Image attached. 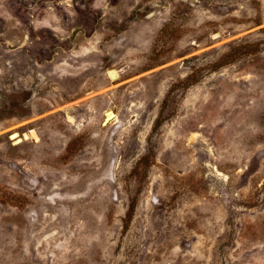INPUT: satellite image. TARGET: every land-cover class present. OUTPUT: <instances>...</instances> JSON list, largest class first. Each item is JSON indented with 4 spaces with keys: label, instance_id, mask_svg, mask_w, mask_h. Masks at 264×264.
<instances>
[{
    "label": "rangeland",
    "instance_id": "obj_1",
    "mask_svg": "<svg viewBox=\"0 0 264 264\" xmlns=\"http://www.w3.org/2000/svg\"><path fill=\"white\" fill-rule=\"evenodd\" d=\"M0 264H264V0H0Z\"/></svg>",
    "mask_w": 264,
    "mask_h": 264
},
{
    "label": "bare ground",
    "instance_id": "obj_2",
    "mask_svg": "<svg viewBox=\"0 0 264 264\" xmlns=\"http://www.w3.org/2000/svg\"><path fill=\"white\" fill-rule=\"evenodd\" d=\"M109 75L112 77V80H113L114 79V76H115V79H116V77L118 76V73L116 71H114V72H111ZM67 119H68V121L70 123H72L74 121V119L71 116H67ZM29 136L32 139L37 140L36 134L33 131H30ZM16 137H18L17 134H15V135L12 136V138H14V139H16ZM26 138H27V136H26Z\"/></svg>",
    "mask_w": 264,
    "mask_h": 264
},
{
    "label": "water",
    "instance_id": "obj_3",
    "mask_svg": "<svg viewBox=\"0 0 264 264\" xmlns=\"http://www.w3.org/2000/svg\"><path fill=\"white\" fill-rule=\"evenodd\" d=\"M114 71H115V70H110V71H108V76H109L110 80H112V77H111L109 74H110L111 72H114ZM117 77H118V76H117ZM117 77H116V78H117ZM113 80H115V76H114V79H113ZM111 116H112V113H107V114H106V118H107V119H109ZM13 135H15V134H13ZM13 135H12V136H13ZM12 136H11V137H12Z\"/></svg>",
    "mask_w": 264,
    "mask_h": 264
}]
</instances>
